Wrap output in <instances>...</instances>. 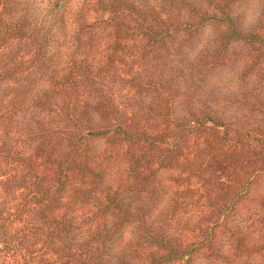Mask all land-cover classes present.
I'll use <instances>...</instances> for the list:
<instances>
[{
  "label": "trees",
  "instance_id": "obj_1",
  "mask_svg": "<svg viewBox=\"0 0 264 264\" xmlns=\"http://www.w3.org/2000/svg\"><path fill=\"white\" fill-rule=\"evenodd\" d=\"M156 4L0 0V186L25 191L14 213L0 203V238L35 210L38 252L51 254L3 239L26 264L254 261L264 198L239 205L264 175V119L232 135L214 107L239 103L236 80L264 93V0ZM249 106L264 116V102ZM166 181L223 192L205 197L213 222L200 195L172 224L182 204Z\"/></svg>",
  "mask_w": 264,
  "mask_h": 264
},
{
  "label": "rangeland",
  "instance_id": "obj_2",
  "mask_svg": "<svg viewBox=\"0 0 264 264\" xmlns=\"http://www.w3.org/2000/svg\"><path fill=\"white\" fill-rule=\"evenodd\" d=\"M152 7H155L157 4V0H146ZM257 31L264 30V20L257 25L256 27ZM222 29H218V33L221 32ZM217 32V30H215ZM264 68V65H262V69ZM262 75H264V70L260 72ZM260 75H257L256 78H259ZM237 80L236 83L234 82L235 86V92L236 94L232 95L233 99H238L239 103H235L233 101V105L230 103L229 106H232L230 109V112H226V109L224 108L223 105H219L214 107L215 110H217L223 118V120L229 122L231 124V129L229 131L230 134L234 135V131L240 129L244 125H249L250 127L254 128L257 124L262 123L261 120L264 119V116H258V115H253V117L250 116V113L248 112V108L250 107L249 104L255 103L259 104L261 102H264V93L262 92V89L255 84H252V88L248 87L246 90L245 88L241 87V84L237 86ZM262 84L264 85V81L260 82L259 85ZM194 103H197V100H194ZM124 112H129V109L123 108L122 109ZM261 121V122H258ZM222 128H218L217 131L219 133L222 132ZM242 130H247L243 128ZM178 175L180 178H183L185 175L184 172L181 170L178 172ZM178 183V182H177ZM166 186H170V195L171 194H178L180 196L179 198V203L182 204L181 209L177 211L176 216L173 218L175 219L172 221V224L176 222H185L188 220L189 217L192 216L191 213H194L193 210H190L189 208H186L185 206L187 204L195 203L197 202L196 200L199 199L200 195L203 196L199 199V204H202L205 208L201 209L202 213L200 212L201 216L200 217H205L207 216L206 219V224L209 225L213 221L211 219V214L210 211L212 209L207 208L209 201H206V196H208V199H214L215 196L223 197L224 193L220 192L216 187H207V186H201V185H193L189 184L188 182H182L180 181L179 185L174 183L173 181H166L165 182ZM205 188L208 189V195L204 193ZM192 190V192L190 191ZM194 190L196 191V194H194ZM25 192V191H24ZM23 190L18 187V186H0V203L3 202V206L6 205V211L9 213H14L16 210L17 204L20 202L22 196H23ZM252 195L253 198L250 200H243L242 203H240L239 208L242 211V214H245V208L249 207L253 202L251 200H254L255 198H258L260 200H263L264 198V175L259 176L256 180V183L253 185L252 188ZM263 196V197H262ZM184 206V207H183ZM36 211H24L20 215V219L17 221H14L12 224L8 225L5 228V238H0V264H26L25 260V250H17V251H10V250H5L3 248L2 240L6 239L7 241L12 242L14 245L19 243V241L25 240L29 242L30 244L32 243V240L36 241L34 243L33 250L34 252H38L40 250V247L42 246V241L43 237H34L35 236V231L32 229L35 224V221H31L32 216L34 215ZM195 214L199 218V210H196ZM33 225V226H32ZM37 225V224H36ZM176 226V225H175ZM218 237L219 238H224L226 237V234L224 232V229H218ZM32 233V234H30ZM32 237H34L32 239ZM256 242L252 245L250 244V248L253 252V257L254 261L251 264H264V258L261 256H264V238H262L261 234L258 237V240H255ZM146 246V245H145ZM263 246V247H262ZM140 251H143L144 254L143 261H146L145 258H147V252L144 249H141ZM44 251L38 252V256H36V259H42V260H49L51 258V254L44 255ZM142 252V253H143ZM244 260V258H241ZM139 261V260H138ZM141 262V261H139ZM238 263H242L241 260L237 261ZM144 264V263H143Z\"/></svg>",
  "mask_w": 264,
  "mask_h": 264
}]
</instances>
